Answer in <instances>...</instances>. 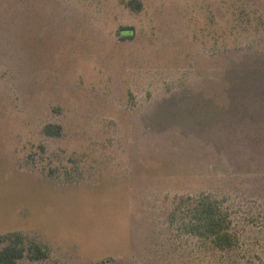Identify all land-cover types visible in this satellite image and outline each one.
I'll list each match as a JSON object with an SVG mask.
<instances>
[{"label":"rangeland","instance_id":"1","mask_svg":"<svg viewBox=\"0 0 264 264\" xmlns=\"http://www.w3.org/2000/svg\"><path fill=\"white\" fill-rule=\"evenodd\" d=\"M202 197L230 251L186 228ZM9 245L16 264H264V0H0Z\"/></svg>","mask_w":264,"mask_h":264},{"label":"trees","instance_id":"2","mask_svg":"<svg viewBox=\"0 0 264 264\" xmlns=\"http://www.w3.org/2000/svg\"><path fill=\"white\" fill-rule=\"evenodd\" d=\"M53 128L57 133L58 127ZM50 129L51 126L47 127V132L54 134ZM187 200L191 203L187 209L188 220L185 224L188 231L195 236L208 239L219 250L230 251L236 244V237L231 231V218L228 212L209 197ZM35 252L36 258L45 256L39 247L35 248ZM24 255L25 250L16 245L0 248V264H16Z\"/></svg>","mask_w":264,"mask_h":264}]
</instances>
